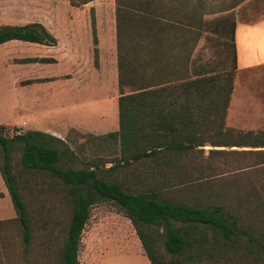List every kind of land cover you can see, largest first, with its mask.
Wrapping results in <instances>:
<instances>
[{"label":"rangeland","instance_id":"374dc122","mask_svg":"<svg viewBox=\"0 0 264 264\" xmlns=\"http://www.w3.org/2000/svg\"><path fill=\"white\" fill-rule=\"evenodd\" d=\"M79 1L0 0V26L39 22L56 38V46L49 50L52 55L50 64L43 70L36 69V72H51L67 79L71 85L81 83L84 86L80 89L82 94L77 92L68 101V107L70 111L76 108L71 113H76L85 122V128L93 130L69 129L62 141L72 152H67L69 157L62 166L82 169L97 165L100 175L120 181L125 188L139 190L157 187L164 197L173 201L192 204L195 199L223 196L224 201L234 205L238 199L243 208L249 205L247 209L253 211L250 220L254 228L252 235L264 243V155L245 152L262 150L264 147L213 146L206 143L199 147L201 150L190 152L185 157H169L171 165L168 167L163 162L157 167L149 160L129 165L123 163L118 140L106 135L118 129L115 0H90L84 4ZM232 1L237 2L233 8L222 10ZM199 2L205 6L203 19L206 24L195 50L196 71L233 72V88L224 119V128L229 131L226 138L221 137L220 140L236 144L237 141L242 142L240 136L245 132H264V64L240 71L233 69L232 46L228 39L224 40L215 31L220 27L218 21L225 15L234 21L235 18L244 21L263 18L264 0ZM93 19L94 25L91 23ZM93 35L97 38L96 45ZM13 43L0 48V54L6 52L8 55L22 56L44 49L41 45ZM95 46L98 49L96 63ZM182 51L183 48L175 44L163 48L164 58L157 63L155 79L169 81L183 73ZM15 61L19 60L15 58ZM22 72V68L17 66L14 70L0 67V102L8 114H11L15 104L11 77ZM96 82L101 87L87 91L86 87L94 86ZM128 91V88L124 89V92ZM5 132L11 136L14 131L10 127ZM20 155V149L13 147L10 163L27 206L31 238L28 244L24 243L23 231L17 221L0 223V264H60L65 230L72 211L67 188L48 174L21 170ZM112 165L116 167L109 169ZM243 226L249 229L247 225ZM127 227L137 236L130 220L114 202L92 204L80 235L79 264H129L126 259L114 254L118 247L116 237ZM205 236V240L197 241L186 254L198 250L203 252L202 255L217 251L222 253L230 248L235 250L227 255L203 256L204 259L186 258L180 264H260L259 257L263 255L260 248L246 237L239 238L236 245L225 246L223 238L219 236L216 241L212 231L208 230ZM114 239L116 241L113 242ZM157 251L163 264H171L172 257L164 250L162 241ZM133 263L138 264L135 259Z\"/></svg>","mask_w":264,"mask_h":264},{"label":"trees","instance_id":"16d2710c","mask_svg":"<svg viewBox=\"0 0 264 264\" xmlns=\"http://www.w3.org/2000/svg\"><path fill=\"white\" fill-rule=\"evenodd\" d=\"M88 1L80 0L79 3ZM236 3L232 1L222 10L233 8ZM115 4L119 127L106 135L118 140L123 163L129 165L149 160L157 167L160 162L168 167L171 165L169 157H185L190 152L201 150L199 147L205 143L213 146L264 147V132H245L240 136L242 142L237 141L236 144L220 140L221 137L226 138L229 131L224 128V119L233 88L232 71H196L194 78L185 81L180 75L169 81L155 79L157 63L164 58L163 48L175 44L183 48L185 54L188 47L191 50L197 45L206 24L203 19L205 6L199 0H115ZM218 22L220 27L215 32L224 40H229L234 56L235 21L225 15ZM91 23L94 25V19ZM10 40L48 46H54L57 42L54 35L39 22L1 25L0 45ZM93 42L97 44L95 35ZM97 51L95 46V63ZM37 60L24 58L21 62ZM40 61L50 62L51 59L42 58ZM233 63L235 69V60ZM125 88L129 91L124 92ZM9 128L0 125V147L3 152L0 172L17 218L0 223L17 221L23 231L24 243L30 242L27 206L10 163L12 149L16 146L21 151V170L48 174L67 188L72 211L65 230L60 264H79V240L89 216V208L101 201L114 202L130 220L151 264H163L157 251L161 241L164 250L172 257L171 264H180L186 258L227 255L235 250L230 248L226 252L217 251L207 255H202L203 252L198 250L186 254L197 241L206 239L208 230L212 231L215 240L221 236L225 246L236 245L239 238L246 237L260 248L263 255H260L259 262L264 264V243L252 235L254 228L250 220L253 211L247 209L249 205L243 208L240 200L237 199L233 205L224 201L223 196H218L217 199H195L190 204L164 197L157 187L139 190L125 188L120 181L100 175L97 165L82 169L62 166L69 157L67 152L72 151L61 139L39 131L16 133L14 127H11L14 132L9 136L5 132ZM245 152L264 155V149ZM114 167L116 165L109 169ZM159 182L163 183L161 180ZM180 182L183 183L182 179Z\"/></svg>","mask_w":264,"mask_h":264},{"label":"crops","instance_id":"0c3cea01","mask_svg":"<svg viewBox=\"0 0 264 264\" xmlns=\"http://www.w3.org/2000/svg\"><path fill=\"white\" fill-rule=\"evenodd\" d=\"M13 42L24 44V46L41 45L44 46V49L36 54H24L22 56H12L6 52L0 54V67L14 70L17 66L23 70L22 73L13 74L11 77L12 91L15 98L11 114L6 112L0 102V125L14 127L16 133L39 131L61 140L67 135L69 129L93 130L85 128V122L76 113H71L76 108L70 111L68 107V101L77 92L81 93L80 89L84 86L81 83L71 85L67 79L51 72H36V69L43 70L46 65L50 64V62H43L40 59L50 58L52 55L49 50L56 45L48 46L24 41L19 43V40H10L1 44L0 48H4L7 44H14ZM196 46H193L191 50L188 47L185 54L183 52V73L180 74L183 81L194 78L196 73ZM15 58L19 61H15ZM24 58H36L38 60L21 62ZM234 60L237 71L264 64V17L255 21H244L235 18ZM115 74H117L118 79L117 70H115ZM98 87H101V85L96 82L94 86H87L86 89L87 91H95ZM16 218L17 212L0 172V222ZM116 238L117 241L113 240L118 245L114 250L115 255L117 254L118 257L126 259L129 264L132 261L134 262V259L138 264H151L139 239L133 234L130 227L123 230Z\"/></svg>","mask_w":264,"mask_h":264}]
</instances>
